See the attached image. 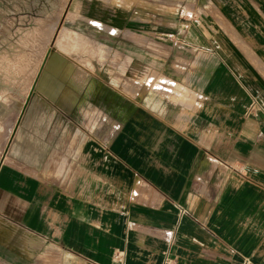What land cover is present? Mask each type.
<instances>
[{
  "label": "crops",
  "instance_id": "crops-1",
  "mask_svg": "<svg viewBox=\"0 0 264 264\" xmlns=\"http://www.w3.org/2000/svg\"><path fill=\"white\" fill-rule=\"evenodd\" d=\"M102 19L119 43L0 124V264H264V0Z\"/></svg>",
  "mask_w": 264,
  "mask_h": 264
},
{
  "label": "rangeland",
  "instance_id": "rangeland-1",
  "mask_svg": "<svg viewBox=\"0 0 264 264\" xmlns=\"http://www.w3.org/2000/svg\"><path fill=\"white\" fill-rule=\"evenodd\" d=\"M120 4L121 0H0V124L11 130L42 86L54 93L70 87L62 82L71 75L72 64L95 59L107 30L116 35L112 43H119V27L106 25L102 18L105 10L117 13ZM47 76L49 82L43 85ZM119 87L113 85V90ZM7 134L0 132L4 139Z\"/></svg>",
  "mask_w": 264,
  "mask_h": 264
},
{
  "label": "bare ground",
  "instance_id": "bare-ground-1",
  "mask_svg": "<svg viewBox=\"0 0 264 264\" xmlns=\"http://www.w3.org/2000/svg\"><path fill=\"white\" fill-rule=\"evenodd\" d=\"M10 73V72H9Z\"/></svg>",
  "mask_w": 264,
  "mask_h": 264
}]
</instances>
